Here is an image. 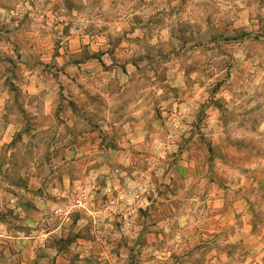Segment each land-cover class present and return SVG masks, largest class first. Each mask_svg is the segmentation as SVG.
I'll use <instances>...</instances> for the list:
<instances>
[{"label": "crops", "instance_id": "crops-1", "mask_svg": "<svg viewBox=\"0 0 264 264\" xmlns=\"http://www.w3.org/2000/svg\"><path fill=\"white\" fill-rule=\"evenodd\" d=\"M255 10L264 11V0H0L3 167H22L24 178L33 170L40 209L48 201L56 221L66 218L64 228L56 222L35 234L33 264H264V221L255 212L224 208L228 196L219 193H187L196 163L167 164L157 183L166 205L157 211L146 194L156 186L152 168L134 171L130 154L151 148L147 121L155 104L202 101L176 96L188 88L179 60L184 27L197 30L189 41H211L226 23L260 29ZM108 135L125 141L110 146ZM18 154L34 160L18 165ZM177 166L185 173L174 172ZM121 217L132 223H116ZM22 240L0 223V264H27ZM37 247L49 256L39 258Z\"/></svg>", "mask_w": 264, "mask_h": 264}, {"label": "rangeland", "instance_id": "rangeland-1", "mask_svg": "<svg viewBox=\"0 0 264 264\" xmlns=\"http://www.w3.org/2000/svg\"><path fill=\"white\" fill-rule=\"evenodd\" d=\"M254 15L260 20V29L256 23L249 31L241 25L233 27L226 23L231 32L226 30L225 33L222 30L225 26L219 25L211 33V41H189L188 32L197 30L184 27L186 34L179 43V60L186 70L183 81L188 88L176 96L199 95L202 101L195 106L155 104L147 121L150 132L147 141L151 148L130 153L135 158L133 170L138 168L140 171L148 165L152 168L150 178L156 186H148L146 194L154 197L152 207L155 210L160 211L166 205L163 201L166 192L160 190L157 183L161 184L165 177L167 164H174L180 158L196 163L190 174L196 183L189 186L187 193L200 190L204 195L219 193L224 198L228 196L224 208L248 209L256 213V222L264 221V195L255 197L264 194V11L255 10ZM200 33L201 38H205L202 37L206 34L203 29ZM247 34L251 35L249 41L237 40ZM244 47L249 50L247 57L241 55ZM167 93L169 97L174 94L173 90ZM188 111L192 116L187 115ZM114 138L107 136L108 145L118 146L117 139L125 141L121 137ZM16 156L18 165H28L34 160L33 156L28 161L22 154ZM7 159V154H0V182H7L0 184L3 198L0 208L2 203L4 207L0 210V223L5 224L13 237L18 238L20 232L27 248V264H33L34 254L29 243L35 240L37 232L43 235L50 232L56 222L64 228L65 213L59 214L56 221L48 201L41 210L35 200L38 192L32 182L33 170H25L29 175L24 178L22 167H3ZM128 161L126 158L125 162ZM185 168L177 166L173 171L185 173ZM47 173L45 170L44 174ZM48 187L44 186V189ZM207 204L202 203L201 209H206ZM122 220L123 217L115 222L120 224ZM56 242L59 251L68 256L65 239ZM125 251L128 256L133 254L132 250ZM233 251L235 256L241 254V250ZM35 252L39 258L49 256L42 248L37 247Z\"/></svg>", "mask_w": 264, "mask_h": 264}, {"label": "built area", "instance_id": "built-area-1", "mask_svg": "<svg viewBox=\"0 0 264 264\" xmlns=\"http://www.w3.org/2000/svg\"><path fill=\"white\" fill-rule=\"evenodd\" d=\"M137 199H139V196H137V197L134 199L133 202H134V203H137ZM131 223H132V221H131L130 218H128V219H126V218L124 219V218H123V220H122V224H123V225H126V226H127V225H130ZM17 234H18L17 237H20V233H17Z\"/></svg>", "mask_w": 264, "mask_h": 264}]
</instances>
